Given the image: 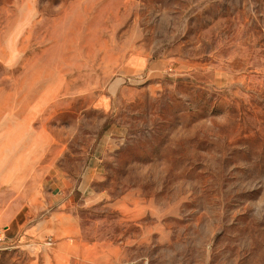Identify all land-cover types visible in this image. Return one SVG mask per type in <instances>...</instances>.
I'll list each match as a JSON object with an SVG mask.
<instances>
[{
    "label": "rangeland",
    "instance_id": "1",
    "mask_svg": "<svg viewBox=\"0 0 264 264\" xmlns=\"http://www.w3.org/2000/svg\"><path fill=\"white\" fill-rule=\"evenodd\" d=\"M3 227L0 264H264V0H0Z\"/></svg>",
    "mask_w": 264,
    "mask_h": 264
},
{
    "label": "crops",
    "instance_id": "2",
    "mask_svg": "<svg viewBox=\"0 0 264 264\" xmlns=\"http://www.w3.org/2000/svg\"><path fill=\"white\" fill-rule=\"evenodd\" d=\"M51 181H54V184L49 190H44V181H41L38 188L32 192L33 194L23 205L22 210L26 207L27 214L31 215L34 212L44 211L40 213L39 221L32 225L27 232L37 237L44 235L52 237L54 243L50 244L49 249L54 255L61 254L67 250L69 242L78 239L80 226L76 217L66 209L67 198L64 181L59 178H52ZM22 210L17 211L16 216Z\"/></svg>",
    "mask_w": 264,
    "mask_h": 264
},
{
    "label": "built area",
    "instance_id": "3",
    "mask_svg": "<svg viewBox=\"0 0 264 264\" xmlns=\"http://www.w3.org/2000/svg\"><path fill=\"white\" fill-rule=\"evenodd\" d=\"M9 231L8 227L0 228V243H3L6 240V235Z\"/></svg>",
    "mask_w": 264,
    "mask_h": 264
}]
</instances>
